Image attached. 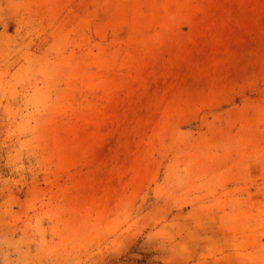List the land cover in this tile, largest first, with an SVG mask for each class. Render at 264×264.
I'll return each mask as SVG.
<instances>
[{
  "label": "rangeland",
  "instance_id": "1",
  "mask_svg": "<svg viewBox=\"0 0 264 264\" xmlns=\"http://www.w3.org/2000/svg\"><path fill=\"white\" fill-rule=\"evenodd\" d=\"M0 264H264V0H0Z\"/></svg>",
  "mask_w": 264,
  "mask_h": 264
}]
</instances>
